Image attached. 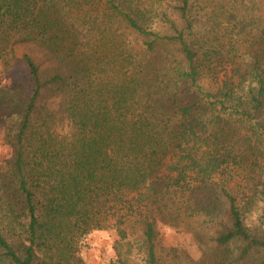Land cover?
<instances>
[{
  "label": "trees",
  "instance_id": "16d2710c",
  "mask_svg": "<svg viewBox=\"0 0 264 264\" xmlns=\"http://www.w3.org/2000/svg\"><path fill=\"white\" fill-rule=\"evenodd\" d=\"M101 1L0 0V62L21 60L30 76L26 92L0 85V133L13 146L0 163V264H83L84 239L108 228L117 232L109 263L125 264L117 244L133 227L143 264H160L156 225L178 227L194 213L220 217L214 249L239 240L233 260L264 264V238L245 227L234 194L209 182L225 158L190 151L206 129L195 113L207 108L253 117L264 135V71L243 97L226 83L205 92L196 84L204 43L190 38L191 0L172 4L181 26L160 16L164 34L142 25L143 12ZM122 23L147 38L143 55L128 48ZM188 91L202 96L188 101ZM214 249L200 246L201 262L212 263Z\"/></svg>",
  "mask_w": 264,
  "mask_h": 264
},
{
  "label": "rangeland",
  "instance_id": "374dc122",
  "mask_svg": "<svg viewBox=\"0 0 264 264\" xmlns=\"http://www.w3.org/2000/svg\"><path fill=\"white\" fill-rule=\"evenodd\" d=\"M101 2L95 3L98 11L106 10ZM174 2L116 0L131 16L139 17L140 12H143L145 15L139 19L142 25L161 34L169 33L170 29L160 21V16L167 15L179 26L183 24L179 12L173 8ZM191 2L193 33L190 38L204 43L199 53L201 65L196 84L202 86L205 92L215 93L226 83L235 92L233 95L240 97L248 90L257 88L255 73L264 71V0ZM118 28L131 52L143 55L145 51L142 41L147 38L134 33L123 23L118 24ZM158 48L167 52L171 59L177 56L175 48L169 43H162ZM22 51L19 48L17 52L21 54ZM255 62L258 65L256 67ZM0 85L8 89L23 87L21 91L24 92L29 89L30 76L21 60L8 64L0 62ZM183 96L192 101L202 95L188 91ZM198 104L206 106L204 99ZM227 106L230 105L227 103ZM195 115L205 122L206 129L195 139V145H191L190 151L202 161L210 155L217 157L221 154L225 158L222 170L219 174H213L209 182L223 185L234 194L245 227L256 237L264 238V135L254 124L257 119L241 118L232 113L230 108L224 111L207 108ZM12 154L11 137L4 131L0 133V163ZM220 220V217L211 219L207 215L194 213L183 219L178 227L159 222L155 229V249L159 263L213 264L218 260L217 264H238L233 259L239 252V240L230 241L216 249L211 245L213 241L209 240L210 236L222 228ZM116 233L114 228L91 232L84 239L87 246L79 252L83 264H110L109 260L115 258L117 252L114 248ZM138 235L139 231L133 227L128 231L127 243L122 241L117 244L125 264L144 262V251L138 248ZM200 246L214 249L209 252L210 258L213 257L212 263L206 260L201 262ZM260 255L261 252H255L254 259Z\"/></svg>",
  "mask_w": 264,
  "mask_h": 264
}]
</instances>
